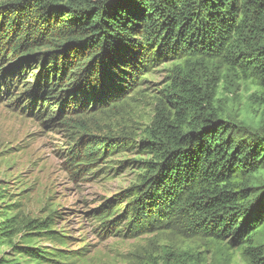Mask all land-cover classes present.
I'll return each mask as SVG.
<instances>
[{"label":"trees","instance_id":"trees-1","mask_svg":"<svg viewBox=\"0 0 264 264\" xmlns=\"http://www.w3.org/2000/svg\"><path fill=\"white\" fill-rule=\"evenodd\" d=\"M33 64L40 66L32 73L37 81L26 89L30 82L17 72L30 73ZM161 67L168 82L141 141L150 159L119 163L118 172L137 163L140 173L129 189L93 210L98 234L137 239L177 231L225 240L245 264H264V124L256 112L241 118L218 98L220 89L236 97L251 84L250 105L264 106V0L0 4V88L10 96V87L23 84V98L15 102L27 98L30 113L73 139L65 165L74 178L95 175L130 145L121 134L93 133L86 121L123 118ZM5 199L0 190V202ZM55 217L20 219L10 207L1 211L0 249L15 253L0 255V264L82 258L32 245L35 234L68 244ZM18 236L32 244L19 247Z\"/></svg>","mask_w":264,"mask_h":264},{"label":"rangeland","instance_id":"rangeland-1","mask_svg":"<svg viewBox=\"0 0 264 264\" xmlns=\"http://www.w3.org/2000/svg\"><path fill=\"white\" fill-rule=\"evenodd\" d=\"M7 1L0 0V4ZM31 68L34 70L30 73L24 69L17 72L30 82L26 89L34 86L37 77L32 73L39 71L40 66L33 64ZM18 69L15 66L9 74ZM166 76L164 67L150 75L137 90L139 94L130 102L123 118L98 115L86 121L93 133L121 134L129 138L130 145L85 180L74 178L65 165L66 151L72 148L73 139L62 128H50L35 112L30 113L27 98L15 102L26 91L23 84L10 87V96L0 88V190L6 195L4 203L0 202V212L10 207L20 219L41 220L55 213V230L70 237L63 246L35 234L33 246L82 257L66 264H245L239 249L228 250L225 240L217 243L202 237L190 239L177 231L147 234L137 239L105 238L98 234L93 210L129 189L140 173L137 163L122 165L118 172L119 163L150 159L141 141L155 115L157 99L168 82ZM254 91L255 87L247 84L233 97L220 89L218 98L241 118L256 112V120L261 119L264 124V106L250 105L249 96ZM129 96L133 97L134 93ZM24 239L18 236L15 242L19 247L31 245ZM14 253L7 247L0 249L2 256L13 257Z\"/></svg>","mask_w":264,"mask_h":264}]
</instances>
